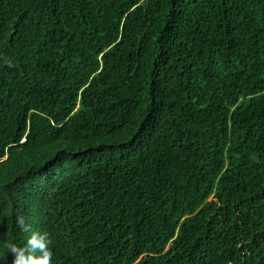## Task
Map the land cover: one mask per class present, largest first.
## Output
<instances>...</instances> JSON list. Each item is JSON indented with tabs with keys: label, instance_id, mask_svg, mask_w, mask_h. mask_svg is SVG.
Listing matches in <instances>:
<instances>
[{
	"label": "trees",
	"instance_id": "1",
	"mask_svg": "<svg viewBox=\"0 0 264 264\" xmlns=\"http://www.w3.org/2000/svg\"><path fill=\"white\" fill-rule=\"evenodd\" d=\"M20 216L51 264H264V0H0V256Z\"/></svg>",
	"mask_w": 264,
	"mask_h": 264
},
{
	"label": "clouds",
	"instance_id": "2",
	"mask_svg": "<svg viewBox=\"0 0 264 264\" xmlns=\"http://www.w3.org/2000/svg\"><path fill=\"white\" fill-rule=\"evenodd\" d=\"M17 223L24 232H31L23 246L14 243L7 245V252L0 256L4 260L7 254L13 255L12 264H51L52 251L47 232L33 231L23 216L18 217Z\"/></svg>",
	"mask_w": 264,
	"mask_h": 264
}]
</instances>
